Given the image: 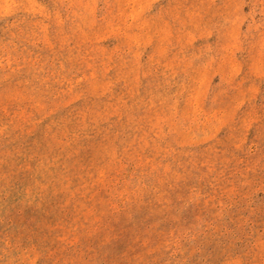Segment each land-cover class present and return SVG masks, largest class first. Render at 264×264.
Masks as SVG:
<instances>
[{
  "label": "rangeland",
  "instance_id": "1",
  "mask_svg": "<svg viewBox=\"0 0 264 264\" xmlns=\"http://www.w3.org/2000/svg\"><path fill=\"white\" fill-rule=\"evenodd\" d=\"M0 264H264V0H0Z\"/></svg>",
  "mask_w": 264,
  "mask_h": 264
}]
</instances>
